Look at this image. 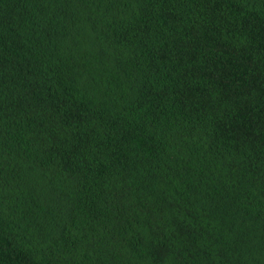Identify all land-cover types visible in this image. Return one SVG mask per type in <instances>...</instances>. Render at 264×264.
Returning a JSON list of instances; mask_svg holds the SVG:
<instances>
[{"label":"trees","instance_id":"16d2710c","mask_svg":"<svg viewBox=\"0 0 264 264\" xmlns=\"http://www.w3.org/2000/svg\"><path fill=\"white\" fill-rule=\"evenodd\" d=\"M0 264H264V0H0Z\"/></svg>","mask_w":264,"mask_h":264}]
</instances>
